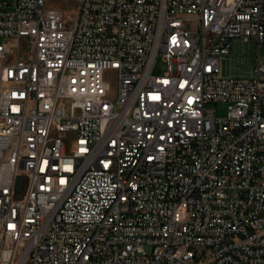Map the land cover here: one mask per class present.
Listing matches in <instances>:
<instances>
[{"label":"built area","instance_id":"obj_1","mask_svg":"<svg viewBox=\"0 0 264 264\" xmlns=\"http://www.w3.org/2000/svg\"><path fill=\"white\" fill-rule=\"evenodd\" d=\"M55 1H0V264H264V0Z\"/></svg>","mask_w":264,"mask_h":264},{"label":"rangeland","instance_id":"obj_2","mask_svg":"<svg viewBox=\"0 0 264 264\" xmlns=\"http://www.w3.org/2000/svg\"><path fill=\"white\" fill-rule=\"evenodd\" d=\"M1 1V0H0ZM62 7H70L69 12L74 13L76 11L75 2L72 0H57L55 1ZM0 42L3 39L0 37ZM261 54L264 55V48L261 49ZM230 59H224L222 61V69L224 73L232 75H248L249 67L256 58V47L252 43H247L241 46H234L230 54L228 55ZM164 63L161 59V55L156 58L154 65V73H162L164 70ZM104 78L109 84L108 97L113 99L116 96L117 90V76L116 72L112 69H108L104 73ZM213 106L217 110L219 116L226 114L227 104L224 102L214 103Z\"/></svg>","mask_w":264,"mask_h":264}]
</instances>
